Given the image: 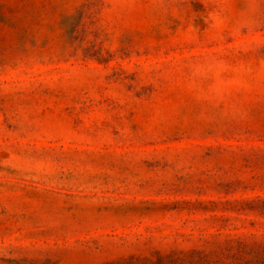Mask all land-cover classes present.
<instances>
[{"label":"rangeland","instance_id":"1","mask_svg":"<svg viewBox=\"0 0 264 264\" xmlns=\"http://www.w3.org/2000/svg\"><path fill=\"white\" fill-rule=\"evenodd\" d=\"M0 264H264V0H0Z\"/></svg>","mask_w":264,"mask_h":264}]
</instances>
